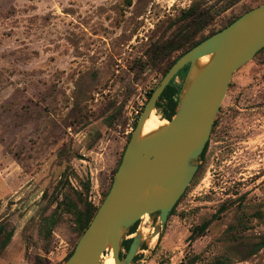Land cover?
<instances>
[{"label":"rangeland","instance_id":"obj_1","mask_svg":"<svg viewBox=\"0 0 264 264\" xmlns=\"http://www.w3.org/2000/svg\"><path fill=\"white\" fill-rule=\"evenodd\" d=\"M260 2L0 0V242L13 230L0 264L66 260L82 233L76 208L101 203L180 40ZM190 7L199 17L183 18ZM167 109L163 98L153 113L167 120ZM215 119L161 235L150 240L153 216L138 222L132 264H264V47L233 73Z\"/></svg>","mask_w":264,"mask_h":264},{"label":"water","instance_id":"obj_2","mask_svg":"<svg viewBox=\"0 0 264 264\" xmlns=\"http://www.w3.org/2000/svg\"><path fill=\"white\" fill-rule=\"evenodd\" d=\"M264 47V1L181 54L151 92L136 120L111 185L89 224L62 264H101L109 251L115 264H132L144 234L135 222L151 215L160 234L170 210L194 176L233 73ZM208 56L207 62L198 60ZM188 65L175 112L141 135L144 122L169 81ZM127 250L123 240L131 235ZM120 254L124 256L120 257Z\"/></svg>","mask_w":264,"mask_h":264},{"label":"trees","instance_id":"obj_3","mask_svg":"<svg viewBox=\"0 0 264 264\" xmlns=\"http://www.w3.org/2000/svg\"><path fill=\"white\" fill-rule=\"evenodd\" d=\"M264 0H262V2H263ZM126 3H127V5H129L130 3H131V0H126ZM261 3V2H260ZM253 7V6H252ZM251 7V8H252ZM193 10H194V8H188L186 11H184L183 12V18H189V17H196L195 15H198V17H199V15H200V12L198 13V12H193ZM202 13V12H201ZM238 16H236L235 18H237ZM235 18H233L231 21H229L228 23H226L225 24V26L227 25V24H229L230 22H232ZM220 30V29H219ZM216 31H218V30H215V31H213V33L214 32H216ZM210 34H212V33H210ZM210 34H208V35H206V36H203L202 38H199L198 40H196V41H194V42H190V40L192 39V35H184L185 37H184V39L183 40H180V41H183V42H186L187 44H180V45H182V47L184 46V49L181 51V53L180 54H178L173 60H172V62L167 66V69L163 72V75L166 73V71L168 70V68L171 66V64L181 55V54H183L185 51H187L188 49H190L192 46H194V45H196L197 43H199V42H201L202 40H204L206 37H208ZM180 43H182V42H180ZM180 45H178V46H174V44H170L169 46H170V50L171 49H176L177 47H181ZM163 46H165V44H163ZM166 47H168V46H165V47H163V48H161V47H158V49L159 50H161L162 51V49H168V48H166ZM187 68H188V65H185V66H183L180 70H179V73L178 74H180V76L183 78L184 77V75H185V73H186V70H187ZM155 88V87H154ZM153 88V89H154ZM180 88H181V84L180 83H176L175 82V77H173L170 81H169V83L166 85V87L164 88V90L162 91V93H161V95L159 96V99L157 100V102H156V107L159 105V101L161 100V99H163V98H165L166 100H167V107H168V109H167V118L168 119H170L171 117H172V115L174 114V112H175V108H176V105H177V102H178V100H177V95H178V93H179V91H180ZM153 89H151V90H149V92L147 93V99L149 98V96H150V94H151V92L153 91ZM143 108V107H142ZM142 108H141V110H142ZM141 110H140V112H141ZM135 124H136V121L134 122V124H133V127H135ZM207 146H208V141L205 143V146H204V148H203V150H202V152H201V155H200V159L202 158V156H203V154L205 153V151H206V149H207ZM178 201V200H177ZM83 208H82V210H79L78 208H76V221H77V224H78V227L80 228V231L81 232H83V230L86 228V226L89 224V222H90V220H91V218L93 217V215H94V213H95V211L97 210V208H98V206L97 205H94V204H91L90 202H86V200L83 202ZM175 205H176V203H175ZM175 205L173 206V208L170 210V212H169V214L168 215H170L172 212H173V209H174V207H175ZM136 224H138V221L137 222H135L130 228H129V232L128 233H133L134 231H135V229H136V227H137V225ZM205 227H206V224H203V225H200V226H197L196 227V229L194 228L193 230H192V232H191V235L190 236H192L194 233H195V231L197 232L198 230H200V232L201 231H203L204 229H205ZM2 232H3V227L2 226H0V234H2ZM12 233H13V230L12 229H10V230H8L5 234H4V236H3V238H2V240H1V242H0V248L1 247H4L7 243H8V241L10 240V237H11V235H12ZM161 235V233L159 234V236ZM131 240H132V238H127V239H125V240H123V247H124V249H125V251L127 250V248H128V245H129V243L131 242ZM71 252H72V250L67 254V257L71 254ZM122 256H124V254H120V257H122ZM66 257V258H67ZM134 259H135V257H134Z\"/></svg>","mask_w":264,"mask_h":264},{"label":"bare ground","instance_id":"obj_4","mask_svg":"<svg viewBox=\"0 0 264 264\" xmlns=\"http://www.w3.org/2000/svg\"><path fill=\"white\" fill-rule=\"evenodd\" d=\"M208 58H209L208 56H204V57L200 58V59L198 60V64H204L205 62H207ZM166 121H167L166 119H161V118H159L158 116H156V115L153 113V111H152L151 114H150V116L148 117V119H147V120L144 122V124H143V127H142V129H141V135H145V134L149 133L150 131H152V130L158 128V126H160V125L166 123ZM143 218H144V217H143ZM136 225H137V224H136ZM146 228H147V227L142 226V224L139 226V230L142 231L143 234L147 231ZM148 231H149V230H148ZM144 236H145V234H144ZM155 237H156V236H153V237L151 238V241H154ZM146 239H147V238H146ZM145 243H146V242H145ZM150 244H151V243H150ZM101 264H115V263H114V259H113V257H112V255H111L110 252H108L107 254H103V255L101 256Z\"/></svg>","mask_w":264,"mask_h":264},{"label":"flooded vegetation","instance_id":"obj_5","mask_svg":"<svg viewBox=\"0 0 264 264\" xmlns=\"http://www.w3.org/2000/svg\"><path fill=\"white\" fill-rule=\"evenodd\" d=\"M215 121H216V119L214 120L213 126L215 125ZM213 126H212V127H213ZM204 154H205V153H204ZM204 154H203V156H204ZM203 156H202V157H203Z\"/></svg>","mask_w":264,"mask_h":264},{"label":"built area","instance_id":"obj_6","mask_svg":"<svg viewBox=\"0 0 264 264\" xmlns=\"http://www.w3.org/2000/svg\"><path fill=\"white\" fill-rule=\"evenodd\" d=\"M140 109H141V108H140ZM137 114H138V110L135 111V115H137Z\"/></svg>","mask_w":264,"mask_h":264}]
</instances>
